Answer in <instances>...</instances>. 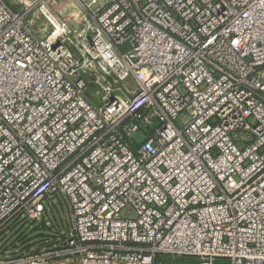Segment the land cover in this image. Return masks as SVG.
Returning <instances> with one entry per match:
<instances>
[{
  "label": "built area",
  "instance_id": "2783aa9c",
  "mask_svg": "<svg viewBox=\"0 0 264 264\" xmlns=\"http://www.w3.org/2000/svg\"><path fill=\"white\" fill-rule=\"evenodd\" d=\"M75 1L0 0V234L71 217L0 264H264V0Z\"/></svg>",
  "mask_w": 264,
  "mask_h": 264
},
{
  "label": "rangeland",
  "instance_id": "374dc122",
  "mask_svg": "<svg viewBox=\"0 0 264 264\" xmlns=\"http://www.w3.org/2000/svg\"><path fill=\"white\" fill-rule=\"evenodd\" d=\"M19 3V9L25 8L26 5L32 6V14H39V10L45 7L47 11L65 21H75L80 18L81 9L75 0H7ZM104 2L105 0H98ZM71 227L70 208L65 200L56 202L47 201L46 212L42 219H20L8 226L0 234V246L2 251H8L9 246L14 248L10 255L17 252L25 254L30 250L39 248H49L60 241L64 234ZM156 264H205V261L198 258L176 257L161 255L157 258ZM213 264H229L225 261H215Z\"/></svg>",
  "mask_w": 264,
  "mask_h": 264
},
{
  "label": "trees",
  "instance_id": "16d2710c",
  "mask_svg": "<svg viewBox=\"0 0 264 264\" xmlns=\"http://www.w3.org/2000/svg\"><path fill=\"white\" fill-rule=\"evenodd\" d=\"M157 262V261H156Z\"/></svg>",
  "mask_w": 264,
  "mask_h": 264
}]
</instances>
